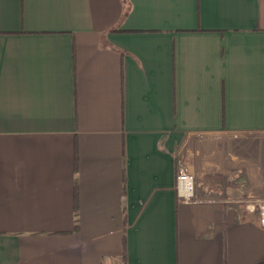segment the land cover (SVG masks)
I'll return each mask as SVG.
<instances>
[{"label":"crops","instance_id":"obj_1","mask_svg":"<svg viewBox=\"0 0 264 264\" xmlns=\"http://www.w3.org/2000/svg\"><path fill=\"white\" fill-rule=\"evenodd\" d=\"M249 197L264 0H0V264L264 263Z\"/></svg>","mask_w":264,"mask_h":264},{"label":"built area","instance_id":"obj_2","mask_svg":"<svg viewBox=\"0 0 264 264\" xmlns=\"http://www.w3.org/2000/svg\"><path fill=\"white\" fill-rule=\"evenodd\" d=\"M195 177L187 169L180 167L176 175V192L184 201H195ZM246 210L255 213L259 219L260 225L264 228V199L249 197L245 200Z\"/></svg>","mask_w":264,"mask_h":264},{"label":"trees","instance_id":"obj_3","mask_svg":"<svg viewBox=\"0 0 264 264\" xmlns=\"http://www.w3.org/2000/svg\"><path fill=\"white\" fill-rule=\"evenodd\" d=\"M75 226H77V221H76V219H75ZM260 264H264V263H260Z\"/></svg>","mask_w":264,"mask_h":264}]
</instances>
